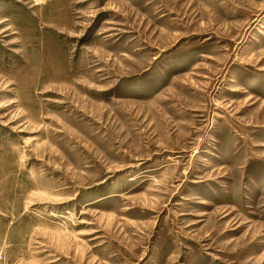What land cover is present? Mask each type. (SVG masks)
I'll return each mask as SVG.
<instances>
[{
    "label": "rangeland",
    "instance_id": "1",
    "mask_svg": "<svg viewBox=\"0 0 264 264\" xmlns=\"http://www.w3.org/2000/svg\"><path fill=\"white\" fill-rule=\"evenodd\" d=\"M0 264H264V0H0Z\"/></svg>",
    "mask_w": 264,
    "mask_h": 264
}]
</instances>
